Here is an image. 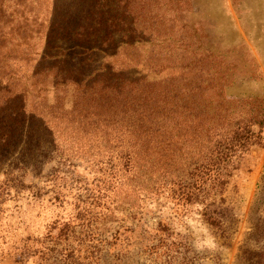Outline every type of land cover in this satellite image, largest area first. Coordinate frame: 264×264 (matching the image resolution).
<instances>
[{"label": "rangeland", "instance_id": "rangeland-1", "mask_svg": "<svg viewBox=\"0 0 264 264\" xmlns=\"http://www.w3.org/2000/svg\"><path fill=\"white\" fill-rule=\"evenodd\" d=\"M20 3L33 10L35 28L50 21L54 8L64 16L83 13L88 4ZM128 8L130 24L154 26L157 34L128 38L115 32L114 47L92 54L82 48L69 51L70 45L62 43L59 56L85 72L122 63L129 74L177 77L182 64L161 60L184 26L199 36L192 39L201 51L232 68L223 87L226 97L264 98V0H130ZM172 9L178 12L153 16ZM34 37L32 46L44 38ZM154 60L156 65L150 64ZM51 80L28 87L24 98L25 115H43L46 131L37 121H27L16 138L0 127V264H166L168 249L176 256L173 264L189 257L194 264H242L245 238L264 217V192L258 187L264 143L240 154L223 193L210 205L199 198L187 202L173 193L168 177L145 170L138 155L127 162L132 149L127 135L110 126L108 134L94 131L93 121L75 111L73 86L63 92ZM208 211L221 221L222 231L208 225Z\"/></svg>", "mask_w": 264, "mask_h": 264}, {"label": "trees", "instance_id": "trees-1", "mask_svg": "<svg viewBox=\"0 0 264 264\" xmlns=\"http://www.w3.org/2000/svg\"><path fill=\"white\" fill-rule=\"evenodd\" d=\"M22 1L26 2L12 6L13 0H0V127L9 129L8 135L18 138L19 127L27 121H37L40 130L46 131L43 115L34 111L25 115L24 98L28 87L36 89L51 77L57 90L64 92L73 86L75 111L93 121L94 131L108 134L110 126L127 135L132 148L125 155L127 162L138 155L146 164L145 170L157 173L162 180L169 178L178 198L187 202L199 198L205 205L223 193L240 154L264 143V98L226 97L223 87L230 81L232 68L223 59L201 51L193 42L199 37L195 32L188 34L181 26L177 39L165 47L167 55L161 61L165 65L175 66V60L182 64L183 72L177 77L170 74L157 80L129 74L120 68L122 63L118 68L104 64L85 72L59 56L62 43L70 45L69 51L82 48L92 54L114 47L115 32L140 38L144 34L154 36L157 29L128 22L130 0H86L83 13L72 11L64 16L57 7L49 22L35 28L36 15ZM158 12L164 17L178 10L156 11L153 16L157 18ZM84 18L94 23L87 26L81 22ZM36 35L44 38L32 46ZM150 64L156 65V60ZM258 187L264 192V172ZM204 215L208 225L223 230L214 212ZM173 252H166V264L175 261ZM240 259L242 264H264V217L253 223ZM194 261L189 257L179 263Z\"/></svg>", "mask_w": 264, "mask_h": 264}]
</instances>
